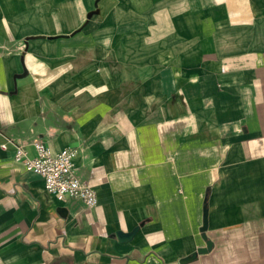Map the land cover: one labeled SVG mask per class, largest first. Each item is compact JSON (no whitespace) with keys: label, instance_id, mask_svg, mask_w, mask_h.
Here are the masks:
<instances>
[{"label":"crops","instance_id":"crops-1","mask_svg":"<svg viewBox=\"0 0 264 264\" xmlns=\"http://www.w3.org/2000/svg\"><path fill=\"white\" fill-rule=\"evenodd\" d=\"M0 264H264V0H0Z\"/></svg>","mask_w":264,"mask_h":264},{"label":"built area","instance_id":"built-area-1","mask_svg":"<svg viewBox=\"0 0 264 264\" xmlns=\"http://www.w3.org/2000/svg\"><path fill=\"white\" fill-rule=\"evenodd\" d=\"M15 161L22 163L28 172L43 178L47 193L59 200L68 197L82 200L88 207H96L99 203L96 189L82 181L75 171V160L79 156L78 149L66 148L58 153L43 140L32 143L35 155L30 156L24 144H14ZM2 149L8 148L4 143Z\"/></svg>","mask_w":264,"mask_h":264},{"label":"water","instance_id":"water-1","mask_svg":"<svg viewBox=\"0 0 264 264\" xmlns=\"http://www.w3.org/2000/svg\"><path fill=\"white\" fill-rule=\"evenodd\" d=\"M97 13H98V11H95V12L90 13V14L87 16V19H90L93 15H95V14H97ZM208 247L211 248V245L209 244ZM207 251H208V249H206V250H199L200 253L207 252Z\"/></svg>","mask_w":264,"mask_h":264}]
</instances>
